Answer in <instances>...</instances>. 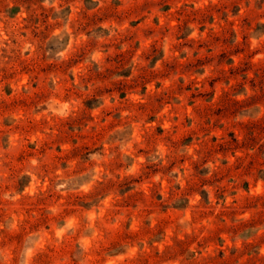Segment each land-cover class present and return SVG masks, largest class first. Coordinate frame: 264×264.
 Here are the masks:
<instances>
[{"label": "rangeland", "instance_id": "obj_1", "mask_svg": "<svg viewBox=\"0 0 264 264\" xmlns=\"http://www.w3.org/2000/svg\"><path fill=\"white\" fill-rule=\"evenodd\" d=\"M0 264H264V0H0Z\"/></svg>", "mask_w": 264, "mask_h": 264}]
</instances>
